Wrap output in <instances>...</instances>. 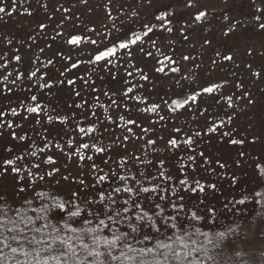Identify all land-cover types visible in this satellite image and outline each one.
Masks as SVG:
<instances>
[{
	"label": "snow or ice",
	"instance_id": "snow-or-ice-1",
	"mask_svg": "<svg viewBox=\"0 0 264 264\" xmlns=\"http://www.w3.org/2000/svg\"><path fill=\"white\" fill-rule=\"evenodd\" d=\"M144 2L151 5L153 0ZM184 3L196 9L187 28L174 29L173 13L164 10L108 43L113 31L122 32L108 10L109 6L119 10L114 0L104 5L105 19L112 22L107 32L78 25L66 31V22L79 19L77 5L91 11L89 0H77L71 8L63 4L55 8L60 19L51 28V37L54 17L49 2L36 0L45 19L23 40L0 41L6 49L12 46L0 54V101H6L0 104V177L11 176L20 194L31 189L16 208L0 196V260L6 264H203L193 256L202 253L204 260L217 264L218 253H210L235 229L211 236L202 232L197 222L205 216L197 211L187 215L186 202L195 199V207L204 206L206 215L215 219V207L208 205L219 198L217 193L223 194L220 182L226 180L235 189L244 182L248 164L257 186L264 188V136L249 138L237 126L245 108L256 104L251 93L241 91L242 83L233 85L239 95L228 93L226 80L200 83V64L191 51L178 57L175 50L168 54L175 32L187 47L193 39L186 34L188 29L208 20L209 13L200 10L197 0ZM252 6L254 28L264 33V0L259 4L252 0ZM17 11L33 17L32 0H0V19ZM131 16L139 13L132 11ZM223 19L228 21L223 36L235 34L236 24L227 12ZM58 38L63 47L52 56L46 52L52 43H38ZM202 40L201 47L211 44L207 37ZM36 49L38 54L27 55ZM55 57L62 64L53 77L50 66L57 62ZM222 59L234 58L223 55ZM154 77L172 81L170 91L158 99H150ZM59 92H67L70 102L62 106ZM241 99L246 101L243 108ZM133 140L137 147L130 150ZM258 141L260 152L250 151ZM62 159L65 167L72 162L80 169L72 180L75 188L64 197L37 191L57 174L69 181L61 173ZM246 202L264 208V191L253 189L229 201L234 206ZM237 260L243 264L239 253Z\"/></svg>",
	"mask_w": 264,
	"mask_h": 264
},
{
	"label": "rangeland",
	"instance_id": "rangeland-1",
	"mask_svg": "<svg viewBox=\"0 0 264 264\" xmlns=\"http://www.w3.org/2000/svg\"><path fill=\"white\" fill-rule=\"evenodd\" d=\"M49 2V13L54 17V21L51 22L49 28V37L54 35L51 28L55 26V22L60 19V14L55 12V8L60 4L71 8L72 4L77 3V0H48ZM119 10H113L109 6L108 10L113 11V16L116 17L115 23L117 27L122 29L121 33L112 32V35L108 37L106 42L110 43L111 40L116 39L123 35V32H127L129 28L139 29L140 24L146 20H149L154 13L159 11H170L173 13V28L176 30H183L188 27L190 17L194 16L196 9L186 7L184 0H153L151 5L144 2V0H114ZM257 4L260 0H256ZM107 0H89V7L91 11H86L84 7L77 5L75 10L76 16L79 19L73 17L72 20L66 22V31H74L73 25L80 26L81 29L86 27L97 28L101 32H107L112 28V22L105 19V8L104 5ZM122 5V8L120 6ZM197 5L200 10H206L208 15L207 22L200 25H192L188 29L186 34H190L193 39L188 46L185 47V42L179 36V32L174 33V42L171 48L168 50V54L172 55L175 50L176 56H180L181 53L192 52V55L197 57L196 63L200 64V68L197 69V75L200 83H205L209 80L216 82L228 81L227 91L229 94L239 95V92L234 89L235 83H242L244 85L241 91L251 93V98L256 102L255 107L245 108L246 115L242 113L237 121V126L242 130V135L264 136V33L258 32L254 28V21L252 20V14L254 13V7L252 6V0H228L227 5L223 3V0H197ZM28 5L25 4V7ZM32 10L34 11L33 17H25L19 14V11L13 13L12 17H4L0 19V41L4 37L12 39L15 43L16 40H23L32 30L36 24L45 19V13L43 9H39L36 4V0H32ZM136 11L139 13L138 17H132L131 12ZM121 12L127 15L121 16ZM227 12L232 20L233 24H236L237 31L235 34H230L228 37L223 36V31H227L228 21L223 19V16ZM123 19V23H121ZM47 22V21H45ZM237 22H239L237 24ZM107 24V28H105ZM93 38L99 39L95 36ZM207 37L211 44L206 47H201L203 40L202 38ZM155 38V37H154ZM40 46H44L45 43H52L53 47L51 50H47V55L52 54L63 47L62 41L58 38L55 42L50 39L48 41H38ZM12 46H8L6 49L4 44L0 42V54L7 51ZM19 47V45H17ZM147 48L148 45L146 44ZM252 50V55H248V49ZM220 53V56H217ZM25 54V53H22ZM38 54V49L35 52L27 53V55ZM26 55V59H27ZM223 55H232L233 61L228 62L222 59ZM57 62L54 66H50V74L55 77L57 69L61 67L62 62L59 61L58 57L54 58ZM217 60V64L213 65L212 60ZM138 61L140 60L138 54ZM150 67V63L148 65ZM252 72L262 73L261 77H254ZM152 85H148V88H152L150 99H158L160 96H164L166 92L170 91L172 81L165 78H153ZM147 95V93H146ZM59 102L63 106L65 101L70 102V98L67 92L58 93ZM103 99V98H102ZM6 103V101H0V104ZM246 101L241 99L239 101L240 106L243 108ZM213 111L216 109L213 108ZM71 112V110H68ZM183 119V117L181 118ZM248 124V125H246ZM37 140L39 138L37 137ZM107 142V140H105ZM99 161V159L97 160ZM69 172V178L71 179L76 175L77 172H73L70 162L67 167L64 166L63 159L61 160V173L64 171ZM245 170H248L245 179L249 178L252 167L250 164L245 166ZM224 171V170H221ZM60 180L59 184L56 183ZM73 180V179H72ZM72 180L63 181L60 174H57L55 178H52L49 183H43V187H37V191L49 190L54 191L56 194L61 195L65 190L69 189ZM221 181L220 183H222ZM227 181L225 180V183ZM67 183L69 186L67 187ZM222 187V186H221ZM224 190V194L230 195L236 192V188H229ZM16 196H14V194ZM31 189L25 193L20 194L16 189V185L11 176L7 178L0 177V196L8 202L10 206H21L23 204L24 197L30 196ZM6 194V195H4ZM12 195V196H9ZM14 196V197H13ZM219 196V193H218ZM221 196V194H220ZM3 202L0 201V205ZM257 222H251L246 229V233L238 235L234 238V243L231 242V247L235 250L244 252H253L256 255H262L264 264V214L259 216Z\"/></svg>",
	"mask_w": 264,
	"mask_h": 264
},
{
	"label": "trees",
	"instance_id": "trees-1",
	"mask_svg": "<svg viewBox=\"0 0 264 264\" xmlns=\"http://www.w3.org/2000/svg\"><path fill=\"white\" fill-rule=\"evenodd\" d=\"M248 125V124H246ZM119 132V130H117ZM87 139V138H85ZM63 143V142H61ZM137 147L136 141H131V149H134ZM250 151H254L256 153L260 152V142L258 141L257 146L255 149H250ZM140 153L137 152V155ZM116 158L115 155L113 157ZM97 163H100V161H97ZM71 167L74 169L73 172H77L76 175L72 178L75 179L80 172V169L76 167V165L72 162H70ZM112 167H116L115 164L112 165ZM145 166L140 165V168L143 169ZM107 170V169H106ZM135 172V169H133ZM246 173H248V170H245ZM63 175H68V171L62 172ZM239 174V173H238ZM69 176V175H68ZM71 177L69 180H72ZM62 182V181H60ZM155 183V182H153ZM228 183L223 181L221 183L223 194L218 199H211L209 201V207H212L214 205L215 212L214 216L215 219H212L210 216L206 215V209L204 206H200L198 209L195 207L197 201L195 199L191 201H187L188 204L187 209L185 210L187 215H191L192 211H197L198 215L205 216V219L202 221L197 222L198 225L201 228L202 232H208L211 235H213L216 232L225 231L227 232L229 228L235 229L234 232L230 233L228 237L225 239L224 243L221 244L219 249H213L210 254H217V264H240V262L237 260V253H239L243 257V264H263V257L262 255H256L253 252H244L242 250L238 251L231 247V242L234 243V238H237L238 235L246 233V229L249 226L251 222H257L260 218L259 216H262L264 214V208H261L259 205H256L252 202H246V205H233V203H229V201H233V198L240 199L245 193L250 194L253 189L264 191V188H259L256 183L255 177L252 175V171H250V175L248 179H245L244 182L241 185H238L236 187V192L228 195V193L224 194V190H227ZM69 184L67 183V187ZM75 188V184H70L69 189L67 191L65 190V193L59 195L61 197L67 196L71 190ZM17 193L14 194L16 196ZM6 195V194H4ZM12 196V195H9ZM13 196V197H14ZM227 204V207H224V205ZM13 208L19 207V206H11ZM259 213V215H258ZM151 214V213H150ZM62 215V214H61ZM262 222H264V219ZM185 227L188 226V221H184ZM79 226V225H74ZM194 230V229H193ZM171 234V233H169ZM194 239H198L201 243L204 241V237H193ZM136 247H143L144 245H135ZM148 246H151L150 244ZM209 249H212V245L208 244L206 245ZM8 250L5 249V253H7ZM264 254V253H263ZM193 256L197 259V261L203 260V264H212V261L204 260L202 253H194ZM0 264H6L4 260H0ZM7 264H11V262H7ZM114 264H118V262H114Z\"/></svg>",
	"mask_w": 264,
	"mask_h": 264
}]
</instances>
